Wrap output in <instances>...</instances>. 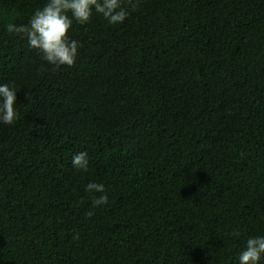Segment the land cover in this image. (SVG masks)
<instances>
[{"label": "trees", "instance_id": "1", "mask_svg": "<svg viewBox=\"0 0 264 264\" xmlns=\"http://www.w3.org/2000/svg\"><path fill=\"white\" fill-rule=\"evenodd\" d=\"M45 3L0 0L19 114L0 122V264H239L264 237V0H139L115 26L93 11L56 70L6 30Z\"/></svg>", "mask_w": 264, "mask_h": 264}, {"label": "clouds", "instance_id": "2", "mask_svg": "<svg viewBox=\"0 0 264 264\" xmlns=\"http://www.w3.org/2000/svg\"><path fill=\"white\" fill-rule=\"evenodd\" d=\"M139 7V0H46V3L35 10L27 24L9 23L7 32L21 39H27L31 49L41 54V60L59 69L62 66L72 67L76 62L77 40L70 39L68 33L73 21L86 24L90 21L93 11L102 15L110 25L122 24ZM15 86L0 84V122L12 125L19 118L15 110ZM72 166L86 172L89 167L87 152H79L72 157ZM85 191L101 193L93 200V206L106 205L108 196L105 186L89 182ZM94 213L87 212L91 217ZM233 231L232 236H239ZM264 256V237L249 238L246 247L239 254V264H259Z\"/></svg>", "mask_w": 264, "mask_h": 264}]
</instances>
